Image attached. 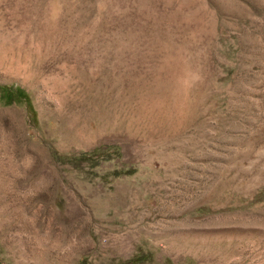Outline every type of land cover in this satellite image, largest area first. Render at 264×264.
<instances>
[{
	"label": "rangeland",
	"instance_id": "374dc122",
	"mask_svg": "<svg viewBox=\"0 0 264 264\" xmlns=\"http://www.w3.org/2000/svg\"><path fill=\"white\" fill-rule=\"evenodd\" d=\"M2 264H264V0H0Z\"/></svg>",
	"mask_w": 264,
	"mask_h": 264
},
{
	"label": "trees",
	"instance_id": "16d2710c",
	"mask_svg": "<svg viewBox=\"0 0 264 264\" xmlns=\"http://www.w3.org/2000/svg\"><path fill=\"white\" fill-rule=\"evenodd\" d=\"M0 94L4 97L9 99H15V100H20V99H28L27 93L24 91V89L18 87V86H12V85H2L0 84ZM0 264L1 261H0Z\"/></svg>",
	"mask_w": 264,
	"mask_h": 264
}]
</instances>
